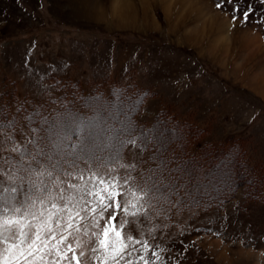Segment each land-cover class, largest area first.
<instances>
[{"label":"rangeland","instance_id":"1","mask_svg":"<svg viewBox=\"0 0 264 264\" xmlns=\"http://www.w3.org/2000/svg\"><path fill=\"white\" fill-rule=\"evenodd\" d=\"M237 4L251 9L246 23L243 11L232 10ZM64 78L86 92L135 83L149 92L137 121L150 123L160 109L172 110L202 128L200 143L238 139L264 175V0H0L1 114L20 108L23 117ZM24 137L17 134V142ZM3 147L9 154L13 145ZM150 153L124 149L122 163L137 165L130 173L137 182ZM233 157L184 167L180 177L193 181L186 185L191 193L222 190L241 179L244 168ZM153 203L138 238L161 253L159 264H264V197H248L244 186L218 206ZM77 239L88 237L69 238L77 255L85 251L82 264H100L90 251L95 242L77 248ZM136 248L144 251L142 244ZM145 255L155 259L151 251Z\"/></svg>","mask_w":264,"mask_h":264},{"label":"snow or ice","instance_id":"2","mask_svg":"<svg viewBox=\"0 0 264 264\" xmlns=\"http://www.w3.org/2000/svg\"><path fill=\"white\" fill-rule=\"evenodd\" d=\"M216 7L222 8L223 3ZM232 10L243 11L242 22L248 21L251 9L237 4ZM232 19L235 22L238 16ZM89 106L93 108L90 117L65 107L49 118L36 105L25 116L31 135L20 129L26 139L23 144L16 140V117L0 119V264H61L69 253V264H82L85 251L77 255L69 243L79 233L88 240L77 239V248L94 241L90 251L97 254L100 264L109 260L112 264H159L161 253L138 236H143L153 202L170 198L181 187L158 183L156 175H163L167 161L160 153L174 130L135 124L129 118L134 105H126L123 99L111 102L100 97ZM5 107L0 106V113ZM37 117L39 128L33 127ZM153 140L158 147L152 159H159L160 167L149 169L147 175L141 173L137 182L130 174L137 165L122 163L124 149L128 145L144 149ZM6 144L13 147L4 155ZM117 169H125L126 174L122 176ZM183 202V198L177 201ZM141 244L143 252L136 248ZM147 251L155 258L151 262Z\"/></svg>","mask_w":264,"mask_h":264},{"label":"trees","instance_id":"3","mask_svg":"<svg viewBox=\"0 0 264 264\" xmlns=\"http://www.w3.org/2000/svg\"><path fill=\"white\" fill-rule=\"evenodd\" d=\"M54 81L53 87L46 95L43 96V100H38L36 105H40V111L42 116L52 118L59 115L65 109L70 107L73 112H78L84 116H92L93 108L89 105L95 104L97 99L103 97L104 101L117 102L120 99L124 100L126 105H134L132 107L129 118L132 121L142 127L152 128L156 126L158 122L162 123V127L173 129V135L170 137L166 150L160 153V157L167 161V164L163 170V175L156 173L158 176V183H175L181 187H178L177 193L170 198H166V202L173 206H184L186 209H191L200 206L212 207L222 205L228 201L236 193V189L240 185L244 186L246 195L253 199H259L264 197V175L260 172L259 167L252 162L247 152L239 142L238 139H226L215 144L211 141L200 143L201 136L204 132L193 121L180 119L176 116L175 112L165 108L160 109L152 122L143 123L136 120V114L139 113L142 105L145 103L146 97L149 92L137 87L135 83H114V85H105L102 88L94 89L92 92H86L76 83H67L68 79L64 78ZM58 91V94L55 93ZM30 104H33L30 103ZM30 110L26 111L23 117H20L19 113L8 114L6 117L0 113V119L11 120L16 117L15 130L20 135V129L27 128V121L25 116L34 110L35 107L29 105ZM23 107V106H22ZM25 112V111H24ZM33 124V127H40L39 120ZM7 132L8 129H5ZM29 131V130H28ZM44 133L41 132L40 135ZM26 139L24 137V143ZM23 144V143H22ZM157 143L153 140L147 144L145 149L151 148L149 162L150 164L141 171L143 174H149V169H157L160 167L159 159L153 160L152 157L157 152ZM7 155L6 152L3 153ZM233 155L232 163L236 166H242L244 170L240 174L241 179L239 181H232L230 185L222 190L209 191L205 194L197 192H190L185 186L192 185L190 179L184 180L180 177V171L184 167L193 168L201 162H209L213 158L216 163H219L224 156ZM219 157V158H218ZM218 158V159H216ZM259 173H261L259 175ZM194 191V190H193ZM183 198V203H177Z\"/></svg>","mask_w":264,"mask_h":264},{"label":"bare ground","instance_id":"4","mask_svg":"<svg viewBox=\"0 0 264 264\" xmlns=\"http://www.w3.org/2000/svg\"><path fill=\"white\" fill-rule=\"evenodd\" d=\"M183 3H184V1H183ZM183 5V4H182Z\"/></svg>","mask_w":264,"mask_h":264}]
</instances>
